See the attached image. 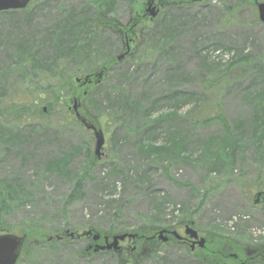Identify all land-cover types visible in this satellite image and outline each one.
<instances>
[{"label":"rangeland","instance_id":"374dc122","mask_svg":"<svg viewBox=\"0 0 264 264\" xmlns=\"http://www.w3.org/2000/svg\"><path fill=\"white\" fill-rule=\"evenodd\" d=\"M96 1L34 0L0 14V233L25 235L28 248L63 237L61 246L27 248L19 264H196L199 248L189 254V243L173 237L152 259L133 239L92 256L84 253L87 237L72 244L67 236L97 229L111 238L138 228L184 235L187 224L231 253H256L264 246V201H254L264 194V23L257 11L264 0L155 1L158 15L141 23L128 0H115L108 17L117 30L102 32ZM74 23L96 30L93 44L73 58L58 56ZM127 45L101 83L84 87L86 97L68 92L67 107L34 131L5 112L6 101L28 99L34 111L53 101L47 53L53 72L64 66L86 85L78 71L98 69ZM63 111L66 122L57 114ZM96 132L104 137L100 158ZM58 159L66 169L51 166Z\"/></svg>","mask_w":264,"mask_h":264},{"label":"trees","instance_id":"16d2710c","mask_svg":"<svg viewBox=\"0 0 264 264\" xmlns=\"http://www.w3.org/2000/svg\"><path fill=\"white\" fill-rule=\"evenodd\" d=\"M128 1L131 3V6L133 8V13H134L133 17L138 22L140 21L139 23H141L142 20L139 17H137V12L141 11V8L139 7V5H141L140 1L139 0H128ZM194 1L196 0H180V1L162 0L165 7L171 6L174 4L177 6H180L181 4L188 5ZM250 1H252L253 5H255V2H256L255 0H250ZM96 4H97L98 11H99L98 16H97V22H99V25L97 24L98 26H96V30H99L100 32L105 31V30H112V31L117 30L114 28L116 27L115 25L118 22L115 19L108 17L109 12L113 11L114 9L115 0H97ZM11 12H15V11L0 12V14L11 13ZM70 27H71L70 29L71 37L63 41L62 44L65 46V48H63L62 45H60L57 48V52H55V54H57L58 56H60L61 53H63L62 51H67L66 53L68 55H71V57L73 58L76 55L80 54L78 53L79 50L85 51L84 50L85 48L93 44L92 36H94V31H96L94 28L88 27L87 24L79 25L75 23ZM129 27H130V24L125 26V29L127 30V32L129 30ZM114 32L118 33L117 31H114ZM132 33L133 31L128 33L127 35L128 40L132 38ZM102 49L106 50V47L102 46ZM53 59H54V56L53 55L49 56L47 53L46 58L44 60L46 64L45 67H48V69L46 70V72H44V74L47 76L49 75L50 81L52 82L50 87H52L51 90L53 91V93H55L53 101L48 103L47 107H44L45 110L44 108H42L40 110L34 111L33 106L29 104L30 101L28 99L21 100L20 105L15 104V103L13 104L12 103L13 100L6 101L4 103L3 107H4L5 112H9L14 116L12 118L15 121L14 122L12 121V122L15 126L29 127L30 131L31 130L34 131L36 128L44 124L42 122V119L47 120L48 118H51L53 114H55L56 108H58L60 105L64 109L67 107L68 92L69 94H74L81 98L86 97L84 87L87 86L88 83L86 85L77 83L76 80H74V77H75L74 74L72 76L70 73L66 74V68L64 66L59 67L56 71L53 72L52 68L48 66V63L50 64ZM118 62L119 61L117 60V58L111 59V60H108L107 62L102 63L99 66V68L96 70L95 68L90 70L91 68L87 67L85 68L83 72L78 71L77 74L80 75V73H86L85 76L89 77V79L93 78L94 80V82L90 86H97L99 83H101L100 79L98 78V75L102 74V72L105 75L106 72L108 70H111L112 67ZM38 63L41 64L42 62H38ZM84 64H85L84 66H90V65H87V61L84 62ZM28 68L30 69V71L37 70L35 66H29ZM62 93L63 94L66 93V95H63ZM33 101L35 104L36 99H33ZM64 113L65 111L58 112L57 114L61 115L62 116L61 120L66 122L67 116L64 115ZM50 164L51 166L61 168L62 170L66 169L67 167L66 159H58ZM73 194L74 196H79L81 194L80 188L77 187L74 190ZM5 207H6V203L4 202L0 203V212L3 211ZM187 225H191V224H187ZM162 229L164 228H161L160 230ZM140 230L141 228H138L134 232L131 231L130 233L137 235L136 238H134L133 240H135L137 243L141 244L142 246L146 247L147 258L156 259L159 255V249H157L156 246H164V245L169 244L171 242V238L173 237L169 233L168 242L162 243L160 240H158L156 236L157 232L154 231L152 235H148L145 232L143 233L142 232L143 230L142 231ZM165 230L170 232V230L168 229H165ZM91 231L94 232L95 234H99L101 237L98 241H94L92 236H87L88 244H87V247H85L84 249V253L86 255L91 254L93 256L96 254H104L105 252H109V251H98V252L94 251L95 245L103 244L104 237L105 236L109 237V235H106V233L101 232L100 230H97V229L95 231L92 229ZM124 233H129V232H124ZM67 236L71 240L72 244L78 242L80 238L83 237L82 235L77 234V233H74V236H71L68 233ZM50 238L51 237H49L47 241H43V240L36 241V243L32 244V247L38 248L42 246H61L63 245V242L61 241L63 240V237L61 239H58L57 237L55 238L52 237V240H50ZM206 240L207 241H206L205 247L199 248V253H200L199 257H195L196 264H238L239 262H242L243 264H250L251 261H257L260 263H264V246H262L261 248L259 247L256 253L249 255L248 252L245 250L244 251L240 250L239 253L238 252L231 253L228 250V248L225 247L223 241L221 242L219 240L209 241L207 238ZM174 241L177 242L176 239ZM27 245L29 244L26 239V245L24 246L22 254L27 250L28 248ZM31 248L29 247L28 250L30 251ZM111 251H115V250H111ZM194 252L195 251H192L191 249L188 250L189 254H192V253L194 254ZM22 254L17 264H19V262L22 260L21 259ZM234 254L237 255L236 258L234 257Z\"/></svg>","mask_w":264,"mask_h":264},{"label":"water","instance_id":"95a60500","mask_svg":"<svg viewBox=\"0 0 264 264\" xmlns=\"http://www.w3.org/2000/svg\"><path fill=\"white\" fill-rule=\"evenodd\" d=\"M31 1L32 0H0V12L8 11V10L25 9ZM149 8H150L149 11L150 16L152 19H154L159 13V9L156 8V6L154 5V0L149 2ZM257 10H258L259 20L262 23H264V2L257 3ZM127 53L128 52L126 51V53L119 55L117 59L119 61L124 59ZM99 76L101 77V74H99ZM76 81L80 82V79H77ZM85 82H89V77L85 78ZM73 108L76 111V116L78 117L76 102ZM95 137H96L95 154L98 158H100L101 150L104 145V137L100 132H96ZM254 201L255 203L264 201V194L263 193L256 194ZM184 232L192 240V245H191L192 249H194L196 245H198V247L200 248L205 247L206 238L199 237L198 231L195 230L193 227L187 225L185 227ZM171 233L175 238L179 240L182 239V236L177 231H172ZM70 235L74 236L73 233H71ZM84 235L92 236L94 241H98L101 237L99 234H94L92 231H87L86 233H84ZM136 236H137L136 234H130V233L117 234L112 237L111 241H109L108 237H105L104 245H96L94 247V251L97 252L100 250L104 251V250H112V249L117 250L120 248L119 243L121 241H124L126 239H133L136 238ZM157 237L163 243L168 241L166 230L159 231ZM25 240H26L25 235L19 236L11 233L0 234V264H16L21 255Z\"/></svg>","mask_w":264,"mask_h":264},{"label":"flooded vegetation","instance_id":"af4514ba","mask_svg":"<svg viewBox=\"0 0 264 264\" xmlns=\"http://www.w3.org/2000/svg\"><path fill=\"white\" fill-rule=\"evenodd\" d=\"M156 1H158V0H156ZM157 5V4H156ZM139 7L141 8V11H139V12H137V17H139L140 19H142L143 21L144 20H147V19H149L150 21H152L149 17H148V15H149V11H150V8H149V5H148V0L147 1H145V2H143L141 5H139ZM157 7H158V5H157ZM130 26H131V24H130ZM123 33V32H122ZM125 41H130V40H127L126 38H125ZM126 47H128V45L126 46ZM184 236V235H183ZM182 242L183 243H189V245H191V240L190 239H188V238H183V240H182Z\"/></svg>","mask_w":264,"mask_h":264},{"label":"bare ground","instance_id":"6f19581e","mask_svg":"<svg viewBox=\"0 0 264 264\" xmlns=\"http://www.w3.org/2000/svg\"><path fill=\"white\" fill-rule=\"evenodd\" d=\"M130 234H133V233H130ZM134 239V238H133Z\"/></svg>","mask_w":264,"mask_h":264}]
</instances>
